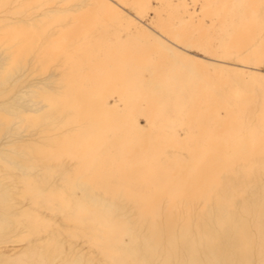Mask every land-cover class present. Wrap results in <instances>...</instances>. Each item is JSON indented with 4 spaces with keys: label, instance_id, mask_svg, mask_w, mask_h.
<instances>
[{
    "label": "bare ground",
    "instance_id": "6f19581e",
    "mask_svg": "<svg viewBox=\"0 0 264 264\" xmlns=\"http://www.w3.org/2000/svg\"><path fill=\"white\" fill-rule=\"evenodd\" d=\"M0 264H264V0H0Z\"/></svg>",
    "mask_w": 264,
    "mask_h": 264
},
{
    "label": "rangeland",
    "instance_id": "374dc122",
    "mask_svg": "<svg viewBox=\"0 0 264 264\" xmlns=\"http://www.w3.org/2000/svg\"><path fill=\"white\" fill-rule=\"evenodd\" d=\"M70 3H72V2H70ZM69 5H71V4L68 3L67 6H69ZM73 5H74V3H72L71 6H73ZM54 68H55V67H54ZM58 69H59V71H60L61 68H58ZM58 69H57V70L55 69L57 72L54 71V69H53V70L49 69L48 72L46 71L47 73L45 72L46 74L44 73V74H45L44 76L49 75L50 71H52V72H51V73H53L52 75L57 74V73L59 72ZM54 72H55V73H54Z\"/></svg>",
    "mask_w": 264,
    "mask_h": 264
}]
</instances>
